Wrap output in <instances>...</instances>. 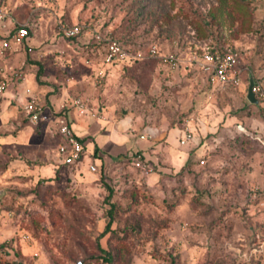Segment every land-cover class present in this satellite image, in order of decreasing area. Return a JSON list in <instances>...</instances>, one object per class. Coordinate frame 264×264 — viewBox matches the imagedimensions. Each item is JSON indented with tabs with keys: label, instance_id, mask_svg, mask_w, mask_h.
I'll return each mask as SVG.
<instances>
[{
	"label": "rangeland",
	"instance_id": "374dc122",
	"mask_svg": "<svg viewBox=\"0 0 264 264\" xmlns=\"http://www.w3.org/2000/svg\"><path fill=\"white\" fill-rule=\"evenodd\" d=\"M0 6V39L29 29L0 50V75L8 86L39 71L42 89L37 121L22 114L0 128L19 143L0 149V264H264V0ZM110 38L146 56L106 63ZM206 46L236 52L237 83H211L198 64ZM249 76L258 103L246 97ZM75 96L89 100L91 124L126 119L127 138L102 150L84 135L89 157L67 165L56 160L55 116ZM187 125L194 137L181 144ZM148 128L161 132L141 138Z\"/></svg>",
	"mask_w": 264,
	"mask_h": 264
},
{
	"label": "built area",
	"instance_id": "2783aa9c",
	"mask_svg": "<svg viewBox=\"0 0 264 264\" xmlns=\"http://www.w3.org/2000/svg\"><path fill=\"white\" fill-rule=\"evenodd\" d=\"M6 14L3 7L0 6V18ZM79 27L73 25L72 27L66 28L67 34H76L79 32ZM29 35V29L26 24H21L15 27L10 33L8 38L0 39V50L14 46H20L21 41ZM156 52L155 47H149L147 55L151 56ZM146 56L142 55V52H131L120 42L117 38H110L107 42L106 52L104 61L106 63H112L114 61H120L125 59H135L137 57ZM199 66L207 70L210 81L213 85L223 83H237V54L229 48L213 49L206 46L203 49L202 57L198 62ZM102 74V69L99 70ZM7 88V80L4 75H0V91H4ZM255 90V86H254ZM256 91V90H255ZM23 111L28 118L35 122L40 117V103L36 97L28 98L25 101L20 100ZM71 107L76 109L77 114L84 115L89 112L92 108L89 100L81 96L71 97L62 104L58 114L55 116V123L57 133L60 139L57 142V152L62 163L71 165L78 164L81 162L85 155V146L82 140L78 137L76 132L73 130L71 123L68 118V111ZM243 129V127H241ZM149 133L144 132L140 134L141 138H148ZM194 137L192 129L187 125L182 128L178 140L181 144L188 143ZM201 161H203L201 159ZM133 163L136 167L145 171L148 168L146 161L142 158L140 153H137L133 158ZM87 169L95 171L97 166L94 162H87Z\"/></svg>",
	"mask_w": 264,
	"mask_h": 264
},
{
	"label": "crops",
	"instance_id": "0c3cea01",
	"mask_svg": "<svg viewBox=\"0 0 264 264\" xmlns=\"http://www.w3.org/2000/svg\"><path fill=\"white\" fill-rule=\"evenodd\" d=\"M42 89L38 86L37 82H29L28 80L13 81L8 84L7 88L2 92L0 98V128L2 124H9L13 126H19L21 124L20 115L25 114L22 108L20 100L25 101L28 98L36 97L38 100L41 98L38 94ZM68 118L73 130L80 136H87L88 142H95L96 146L102 150L115 149L119 146L120 141L127 138V134L120 132V127L126 124V119H122L119 124L114 125L109 115L108 125L105 130H100V126L105 115L96 117V121L92 124L87 121V116L90 113L79 115L74 107H71L68 111ZM94 116V115H93ZM75 119H77L75 121ZM106 119V120H107ZM78 127L79 131L75 130ZM150 135H159L160 130L157 128L146 129ZM18 142L10 143L7 136H0V149L11 150V148L18 149ZM86 151V149H85ZM85 152L84 159L88 158V153ZM56 160L61 161L56 151ZM62 162V161H61Z\"/></svg>",
	"mask_w": 264,
	"mask_h": 264
},
{
	"label": "water",
	"instance_id": "95a60500",
	"mask_svg": "<svg viewBox=\"0 0 264 264\" xmlns=\"http://www.w3.org/2000/svg\"><path fill=\"white\" fill-rule=\"evenodd\" d=\"M248 81L249 82L247 85L246 97L250 102L258 103L259 99L256 96V91L254 90L255 80H254L253 76H249ZM76 264H82V260H78L76 262Z\"/></svg>",
	"mask_w": 264,
	"mask_h": 264
},
{
	"label": "trees",
	"instance_id": "16d2710c",
	"mask_svg": "<svg viewBox=\"0 0 264 264\" xmlns=\"http://www.w3.org/2000/svg\"><path fill=\"white\" fill-rule=\"evenodd\" d=\"M14 30V29H13ZM119 40V39H118ZM120 42H122L121 40H119ZM123 43V42H122ZM36 80H37V82H38V84H39V82H40V79H39V71L36 73ZM78 135V134H77ZM78 137L82 140V142L84 143V141H83V136H80V135H78ZM84 146H85V144H84ZM96 149H98V147H96ZM137 153H135L134 155H136ZM133 158H134V156H133ZM133 158H132V162H133ZM111 223H112V219H111V217L105 222V226H104V231L105 232H107L108 230H110L111 229ZM102 248V250H104L106 253L107 252H109V250L108 249H104L103 247H101Z\"/></svg>",
	"mask_w": 264,
	"mask_h": 264
}]
</instances>
